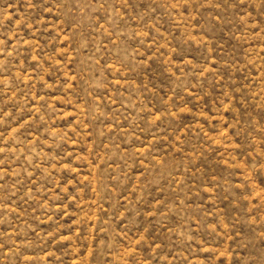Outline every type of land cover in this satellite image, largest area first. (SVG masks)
I'll return each mask as SVG.
<instances>
[{"label": "rangeland", "instance_id": "1", "mask_svg": "<svg viewBox=\"0 0 264 264\" xmlns=\"http://www.w3.org/2000/svg\"><path fill=\"white\" fill-rule=\"evenodd\" d=\"M0 264H264V0H0Z\"/></svg>", "mask_w": 264, "mask_h": 264}]
</instances>
